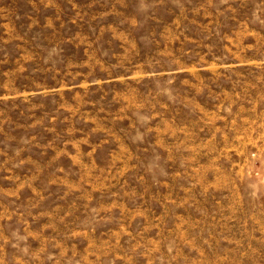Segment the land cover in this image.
Returning a JSON list of instances; mask_svg holds the SVG:
<instances>
[{
	"label": "rangeland",
	"instance_id": "374dc122",
	"mask_svg": "<svg viewBox=\"0 0 264 264\" xmlns=\"http://www.w3.org/2000/svg\"><path fill=\"white\" fill-rule=\"evenodd\" d=\"M0 264H264V0H0Z\"/></svg>",
	"mask_w": 264,
	"mask_h": 264
}]
</instances>
